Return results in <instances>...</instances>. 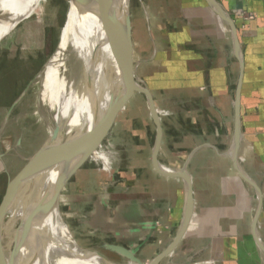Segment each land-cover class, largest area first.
I'll use <instances>...</instances> for the list:
<instances>
[{
    "label": "crops",
    "instance_id": "0c3cea01",
    "mask_svg": "<svg viewBox=\"0 0 264 264\" xmlns=\"http://www.w3.org/2000/svg\"><path fill=\"white\" fill-rule=\"evenodd\" d=\"M214 1L235 26L242 69L207 0H141L130 18L135 74L161 130L158 163L184 170L191 185L190 221L158 264H264V0ZM138 95L65 185L59 210L81 247L120 246L148 264L174 242L186 189L178 176L154 169L157 128ZM138 109L144 112L135 115ZM235 132L239 167L258 202L224 156L229 148L219 153Z\"/></svg>",
    "mask_w": 264,
    "mask_h": 264
},
{
    "label": "bare ground",
    "instance_id": "6f19581e",
    "mask_svg": "<svg viewBox=\"0 0 264 264\" xmlns=\"http://www.w3.org/2000/svg\"><path fill=\"white\" fill-rule=\"evenodd\" d=\"M95 1L83 0L80 3L79 0H69L60 34L64 26L65 28L61 37L59 34L57 46L41 71L31 82L30 88L34 90L36 101L34 104L35 110L30 116L36 119L38 128L43 129L45 138L48 141L55 130L58 132L57 138H60L63 142L72 135L78 134L77 132L92 130L104 114H101L100 108L104 94L102 83L105 82L107 86L115 83L116 78L113 80V76L116 73L122 81L119 69L114 61L118 46L113 35L115 51L111 55L112 57L110 56L111 74L107 72L108 70L102 73V76L90 88V67L85 48L86 40L87 37H94L91 35V23L95 17H97V22L102 28H104L103 20L107 21L99 15ZM99 1L103 6L110 5L109 9L117 18L121 19L123 17L127 0ZM42 8V0H0V41L9 36L21 21L40 16ZM69 13L70 17L67 21ZM90 89L91 92L93 91V97H90ZM96 116H98L97 120H95ZM232 153L233 148L231 147L226 154V157L230 160ZM161 170L172 172L170 168L164 166H161ZM240 170L244 176L249 178L241 167ZM62 171L63 166L57 165L44 170L23 183L20 190L22 196L17 195V197H21L20 199L16 198L14 211L8 213L5 217L7 224L3 227L0 240H6L7 244L0 246V264H8L12 249L11 245L13 246L15 242L18 244L21 240L22 244H30L29 254L31 260L28 264H75L74 261L92 263L98 256L96 254L98 250L85 249L74 241L75 239L59 213L60 195L57 204L49 211H46L45 207L37 209L27 234L23 233V223L36 206L35 203L38 201L39 204L43 202L42 205H45ZM23 187L27 189V192L23 191ZM254 196L256 202H258L259 195L256 191ZM255 204V210L258 211V204ZM16 220L19 221L18 228L14 225ZM24 235H26L25 239ZM23 250L21 245L16 254L15 260L19 264L26 263ZM120 260L123 262L120 264H139L122 258Z\"/></svg>",
    "mask_w": 264,
    "mask_h": 264
},
{
    "label": "rangeland",
    "instance_id": "374dc122",
    "mask_svg": "<svg viewBox=\"0 0 264 264\" xmlns=\"http://www.w3.org/2000/svg\"><path fill=\"white\" fill-rule=\"evenodd\" d=\"M140 1L130 0V18L135 16V8L141 4ZM68 2L69 0H42L43 8L40 16L30 17L21 21L9 36L0 41V101L5 99L8 102L6 106H0V202L8 180L13 178L23 168L26 161L48 141L45 138L43 129L38 128L36 119L30 116L35 110L34 104L36 101L34 90L30 88V83L38 72L41 71L43 65L57 46L60 29L65 21L68 10ZM69 17L70 13L68 14L67 21ZM103 25L104 28L98 24L97 17L93 19L91 23V35L94 37H87L85 44L87 61L90 67V88L102 76V73L108 70L107 72L111 74V65L109 63L111 55L115 51V43L113 42V35L107 32L109 31L108 21L103 20ZM64 28L65 26L61 31L60 37ZM135 37V33L133 32V37L131 33V41L134 43V54L138 46ZM6 68L9 69L6 70ZM114 79L115 83L108 86L105 82L102 83L104 94L101 101V109H105V106L107 108L108 104L116 96L118 97V95L120 96L124 93L122 81H120L118 73L113 76ZM135 94H140L138 96L141 100L144 99H142L139 92H135L132 98L137 97ZM92 95L93 91L90 93V97H93ZM143 112V109H138L133 113L136 115ZM21 115L24 116L20 117ZM18 148L21 150H18ZM228 148L230 147L222 149L223 151L219 153H225ZM159 158L161 159V163L164 162L165 158L163 154ZM23 191L27 192V189L23 187ZM19 194L21 195L22 192L20 191ZM21 196L17 198L20 199ZM63 201H59V204ZM15 207L16 205L11 211H14ZM59 213L61 214L60 210ZM5 224L7 223L5 222ZM14 225L18 228L19 221L16 220ZM5 243L6 240H0V246H5L7 244ZM22 246L26 260L25 264H28L31 260L29 254L30 244L25 243ZM96 254L99 256L92 263H81V261H74V263H123L118 255L110 251L98 250ZM14 264L19 263L15 260Z\"/></svg>",
    "mask_w": 264,
    "mask_h": 264
},
{
    "label": "water",
    "instance_id": "95a60500",
    "mask_svg": "<svg viewBox=\"0 0 264 264\" xmlns=\"http://www.w3.org/2000/svg\"><path fill=\"white\" fill-rule=\"evenodd\" d=\"M79 2L82 3L83 0H79ZM207 2L210 4L211 8L215 12L219 20H221V22H223V24L226 25L229 29V33L231 35V39L234 45L235 55L242 69V54L237 40L236 29L232 20L230 19L228 14L221 8V6L214 0H207ZM95 5L97 7L99 15L108 21L109 31L107 32L114 35L115 40L117 42L118 52L114 57V61L121 75L124 93L108 104L104 114L102 115V118L99 120L96 126L89 132H87L86 130H82L80 132H77L78 134L72 135L68 140L63 142V140L57 138L58 132L55 130L51 139L26 162L23 168L13 178L8 180L5 187L4 195L0 202V238L3 231V227L5 226V217L8 213L12 212L11 210L15 206L14 203L16 201L17 195L19 194L23 186V183L29 178L43 172L48 168H52L57 165L63 166V171L57 178L54 187L45 202V205H42L44 204L43 202L42 204L41 202L39 204V202L37 201L35 203L36 206L25 219V223H23V233L27 234V231L29 230V227L34 218L35 212H37V209H40V207H45V210L49 211L57 204L59 195L64 189L65 185L101 146L108 133L110 132L111 128L113 127L119 113L124 109L126 103L133 97L135 92H139L141 94H144V96L146 97L150 115L157 128L156 138L151 152V161L153 167L161 175L178 176L185 184L186 189V200L183 210V217L181 220L178 234L174 242L167 250L163 251L156 258H154L148 263L158 264L159 261L178 244L190 221L192 211L190 178L184 170H170L172 172L163 171L161 170V165L158 163L157 155L161 141V130L158 124L157 115L154 110L149 91L142 85V83L135 74V67L132 59L133 49L131 41L130 0H127L125 11L123 12V17L121 19L117 18L114 14H112L111 10L109 9L110 5L103 6L99 0L95 1ZM236 99L238 100V98ZM239 140L240 139L238 132H235L232 144L229 148H233V153L231 156L233 168L237 172V174L245 182L251 185V187H253L258 193V189L256 188V186L251 182L249 178L244 176L242 174L243 172H241L240 170L239 163L237 160V149L239 146ZM226 154H224V156H226ZM258 213L259 204L258 211L256 210L253 217V227L255 226V223L257 221ZM25 236L26 235H24V239ZM21 245L22 240L21 242H18V244H16V242L13 244L8 264H14L16 254ZM105 249L112 253H115L122 259H126L130 262L144 264L140 260H138L131 251L123 247L113 245L107 246L105 247Z\"/></svg>",
    "mask_w": 264,
    "mask_h": 264
},
{
    "label": "flooded vegetation",
    "instance_id": "af4514ba",
    "mask_svg": "<svg viewBox=\"0 0 264 264\" xmlns=\"http://www.w3.org/2000/svg\"><path fill=\"white\" fill-rule=\"evenodd\" d=\"M5 69V68H4ZM9 68H6V70ZM8 104L7 101H5V99H2V101H0V106H6Z\"/></svg>",
    "mask_w": 264,
    "mask_h": 264
}]
</instances>
